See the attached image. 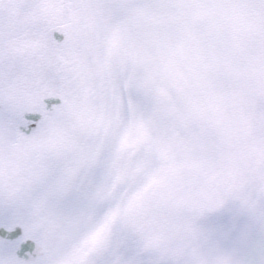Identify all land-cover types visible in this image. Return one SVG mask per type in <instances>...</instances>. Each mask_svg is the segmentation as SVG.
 <instances>
[{
    "label": "snow or ice",
    "instance_id": "obj_1",
    "mask_svg": "<svg viewBox=\"0 0 264 264\" xmlns=\"http://www.w3.org/2000/svg\"><path fill=\"white\" fill-rule=\"evenodd\" d=\"M0 231V264H264V0H0Z\"/></svg>",
    "mask_w": 264,
    "mask_h": 264
},
{
    "label": "water",
    "instance_id": "obj_2",
    "mask_svg": "<svg viewBox=\"0 0 264 264\" xmlns=\"http://www.w3.org/2000/svg\"><path fill=\"white\" fill-rule=\"evenodd\" d=\"M19 233V230H17V234ZM6 234L3 231H0V237H4Z\"/></svg>",
    "mask_w": 264,
    "mask_h": 264
}]
</instances>
